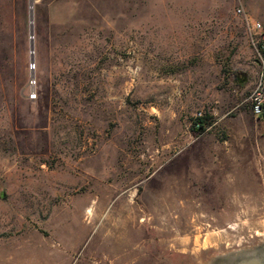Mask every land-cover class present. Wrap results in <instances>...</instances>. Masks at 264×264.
Segmentation results:
<instances>
[{
    "label": "rangeland",
    "instance_id": "rangeland-1",
    "mask_svg": "<svg viewBox=\"0 0 264 264\" xmlns=\"http://www.w3.org/2000/svg\"><path fill=\"white\" fill-rule=\"evenodd\" d=\"M29 3L0 0V264H225L264 245L255 116L235 107L255 78L253 14L33 0L31 52ZM200 109L220 132L191 129Z\"/></svg>",
    "mask_w": 264,
    "mask_h": 264
},
{
    "label": "crops",
    "instance_id": "crops-1",
    "mask_svg": "<svg viewBox=\"0 0 264 264\" xmlns=\"http://www.w3.org/2000/svg\"><path fill=\"white\" fill-rule=\"evenodd\" d=\"M243 8L248 9L254 16L255 19L260 20L264 25V0H237ZM252 112V111H251ZM253 113V112H252ZM254 114V113H253ZM255 120L252 121V124L247 128L246 121L243 122V131L248 132V139L243 142L244 149L248 152L249 165L253 168L256 173H252L255 176V180H258L259 183H264V112L256 115ZM226 128L230 130L232 126V122L228 119L222 120ZM219 143V142H218ZM216 143V147L222 150H226L227 153V165L231 166L230 173L228 172L226 175L227 181H234V152L235 145L232 140L226 142L225 148H223L222 143ZM230 143V144H229ZM228 186L231 185L228 183ZM246 191H242V193L237 192L238 195H245ZM232 186L231 189H228L226 196L234 197L237 195Z\"/></svg>",
    "mask_w": 264,
    "mask_h": 264
},
{
    "label": "built area",
    "instance_id": "built-area-1",
    "mask_svg": "<svg viewBox=\"0 0 264 264\" xmlns=\"http://www.w3.org/2000/svg\"><path fill=\"white\" fill-rule=\"evenodd\" d=\"M237 11L244 12V9L238 7ZM244 14L249 23V40L254 49L253 62L255 66L253 67L255 68V78L253 85L246 91L241 101L235 107L245 104L254 114L259 115L264 112V25L260 20L251 18L245 12ZM33 83L34 80L30 79L29 85L32 86ZM29 96L34 97L35 94L30 93ZM205 111L206 110L200 109L194 113V116L204 115ZM195 125L198 126V123ZM218 125V118L212 115L210 122H208L204 130L198 134L209 129H215L220 132Z\"/></svg>",
    "mask_w": 264,
    "mask_h": 264
},
{
    "label": "water",
    "instance_id": "water-1",
    "mask_svg": "<svg viewBox=\"0 0 264 264\" xmlns=\"http://www.w3.org/2000/svg\"><path fill=\"white\" fill-rule=\"evenodd\" d=\"M32 1L30 0V49H33L32 38ZM264 262V245L257 246L256 248L250 250L247 253L237 255L229 259L225 264H259V261Z\"/></svg>",
    "mask_w": 264,
    "mask_h": 264
},
{
    "label": "trees",
    "instance_id": "trees-1",
    "mask_svg": "<svg viewBox=\"0 0 264 264\" xmlns=\"http://www.w3.org/2000/svg\"><path fill=\"white\" fill-rule=\"evenodd\" d=\"M211 118H212V113L208 110L205 111L204 115H201V116L193 115L191 117L190 127L194 132L199 133L204 130L205 125L208 122H210ZM196 123H198V126L195 125Z\"/></svg>",
    "mask_w": 264,
    "mask_h": 264
},
{
    "label": "bare ground",
    "instance_id": "bare-ground-1",
    "mask_svg": "<svg viewBox=\"0 0 264 264\" xmlns=\"http://www.w3.org/2000/svg\"><path fill=\"white\" fill-rule=\"evenodd\" d=\"M259 261V260H258ZM250 264V263H249ZM259 264H264V262L259 261Z\"/></svg>",
    "mask_w": 264,
    "mask_h": 264
}]
</instances>
